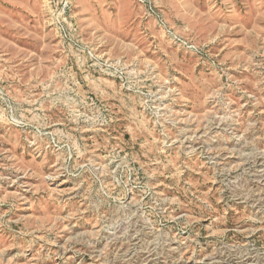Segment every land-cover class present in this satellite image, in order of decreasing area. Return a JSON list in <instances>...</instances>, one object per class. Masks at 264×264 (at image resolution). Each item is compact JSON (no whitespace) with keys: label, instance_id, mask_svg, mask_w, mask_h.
<instances>
[{"label":"rangeland","instance_id":"rangeland-1","mask_svg":"<svg viewBox=\"0 0 264 264\" xmlns=\"http://www.w3.org/2000/svg\"><path fill=\"white\" fill-rule=\"evenodd\" d=\"M0 264H264V0H0Z\"/></svg>","mask_w":264,"mask_h":264}]
</instances>
